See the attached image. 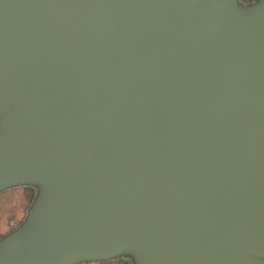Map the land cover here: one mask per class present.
Masks as SVG:
<instances>
[{"label": "water", "instance_id": "obj_1", "mask_svg": "<svg viewBox=\"0 0 264 264\" xmlns=\"http://www.w3.org/2000/svg\"><path fill=\"white\" fill-rule=\"evenodd\" d=\"M0 117V264H264V3L0 0Z\"/></svg>", "mask_w": 264, "mask_h": 264}, {"label": "rangeland", "instance_id": "obj_2", "mask_svg": "<svg viewBox=\"0 0 264 264\" xmlns=\"http://www.w3.org/2000/svg\"><path fill=\"white\" fill-rule=\"evenodd\" d=\"M263 3L264 0H231V8L238 11H253ZM20 108V106L15 108L13 114ZM4 121H1L0 117V128L6 124ZM40 191L41 188L30 179L12 180L0 188V242L24 229L26 221L33 216L32 207L38 205L41 200ZM129 246L130 243L124 245L123 249L121 247L106 254L78 253L62 264H142L138 251L124 250Z\"/></svg>", "mask_w": 264, "mask_h": 264}]
</instances>
